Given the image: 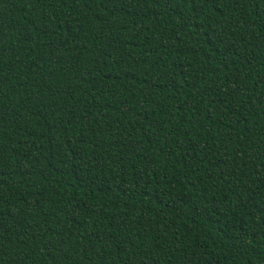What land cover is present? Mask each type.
I'll list each match as a JSON object with an SVG mask.
<instances>
[{
	"label": "trees",
	"instance_id": "trees-1",
	"mask_svg": "<svg viewBox=\"0 0 264 264\" xmlns=\"http://www.w3.org/2000/svg\"><path fill=\"white\" fill-rule=\"evenodd\" d=\"M0 264H264V0H0Z\"/></svg>",
	"mask_w": 264,
	"mask_h": 264
}]
</instances>
